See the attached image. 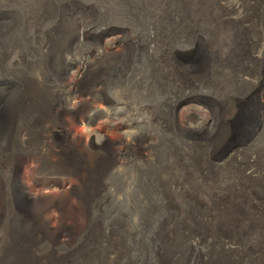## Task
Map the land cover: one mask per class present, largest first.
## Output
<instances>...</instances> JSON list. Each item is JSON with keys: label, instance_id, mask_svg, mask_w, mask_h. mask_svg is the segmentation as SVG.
Masks as SVG:
<instances>
[{"label": "rangeland", "instance_id": "obj_1", "mask_svg": "<svg viewBox=\"0 0 264 264\" xmlns=\"http://www.w3.org/2000/svg\"><path fill=\"white\" fill-rule=\"evenodd\" d=\"M62 12L77 20L62 22ZM40 87L58 109L56 132L84 133L98 173L88 174L86 220L52 213L51 236L62 237L38 241L37 257L264 264V0H0V110L40 101ZM28 113L18 130L42 129ZM23 146L17 134L0 170L8 213L28 222L32 208L17 204L7 161L25 160ZM41 172L33 160L18 168L32 195L49 182Z\"/></svg>", "mask_w": 264, "mask_h": 264}, {"label": "bare ground", "instance_id": "obj_2", "mask_svg": "<svg viewBox=\"0 0 264 264\" xmlns=\"http://www.w3.org/2000/svg\"><path fill=\"white\" fill-rule=\"evenodd\" d=\"M60 17L62 22L66 19L69 20L70 17L71 21L77 20V17L74 18V14L71 13L70 15L68 12H62ZM35 86L31 81L26 82V88L30 90ZM35 88L38 89V87ZM41 90L40 87L37 91L40 101L31 103L29 99H23L24 101L9 100L7 104L5 102L3 110H0V151L3 153L11 151L12 146L14 147V138L19 134L20 141L24 145L23 150L27 152L25 160L22 158L15 160L10 158V155L7 159L9 166L14 170L12 183L18 197L16 202L19 206L25 202L27 205L30 204L29 207L32 208L30 210L32 213L31 221L28 222L22 221L20 213L16 210H11L10 214L8 213L6 209L7 183L3 172L0 170V220L5 214H9L8 217H10V227L7 232V255L9 258L7 257L6 264H47L44 257L35 255V246L38 241L47 240L51 237V240L58 242L62 237V233L51 236V214L57 212L65 216L71 212L74 216V224L85 221L90 196L95 193V188L91 183L92 181L88 179V174L93 171L92 174L97 176L96 161L98 156L87 150L85 144L89 143V139L84 133H73L67 126L60 133L56 132L54 116L58 109H56L53 99L43 96ZM34 93L36 92L29 91L26 96L30 94L34 96ZM83 103H89V100H83L81 104L83 105ZM89 105L92 106V104ZM27 108H30V111L25 113L29 112L33 124L42 125V129L33 130L25 126L18 130L16 119L19 117V120L22 121L25 113H23L24 116H19V114L22 113V109L26 110ZM76 108L77 106L73 109L71 107L70 109L65 108V113H70ZM67 122L68 120H64L66 125ZM60 136L63 137L64 144ZM30 160H33L36 168L42 171L40 176L49 181L45 183L44 190L37 195H32L28 188L23 185L18 173L21 163ZM66 175L74 177V183L78 182L84 190L76 189L78 187L76 185L71 189L65 187L60 178ZM74 194L78 196L76 198L77 208L71 207L68 203L71 195ZM18 224L19 226H17ZM3 236L4 231H1L0 241H3ZM63 237L65 236L63 235ZM69 239L71 238L68 237Z\"/></svg>", "mask_w": 264, "mask_h": 264}]
</instances>
